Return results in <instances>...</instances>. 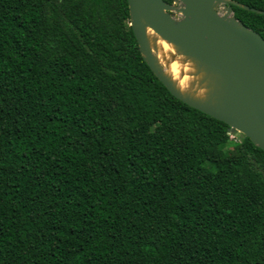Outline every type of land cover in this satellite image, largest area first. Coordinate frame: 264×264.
<instances>
[{"label":"trees","instance_id":"obj_1","mask_svg":"<svg viewBox=\"0 0 264 264\" xmlns=\"http://www.w3.org/2000/svg\"><path fill=\"white\" fill-rule=\"evenodd\" d=\"M130 23L0 0V264H264V149L173 95Z\"/></svg>","mask_w":264,"mask_h":264},{"label":"water","instance_id":"obj_2","mask_svg":"<svg viewBox=\"0 0 264 264\" xmlns=\"http://www.w3.org/2000/svg\"><path fill=\"white\" fill-rule=\"evenodd\" d=\"M128 0L131 26L143 57L169 91L226 122L264 149V37L235 15V0ZM175 11L180 17H175ZM172 42L210 76L213 90L199 100L179 90L148 38V28Z\"/></svg>","mask_w":264,"mask_h":264},{"label":"bare ground","instance_id":"obj_3","mask_svg":"<svg viewBox=\"0 0 264 264\" xmlns=\"http://www.w3.org/2000/svg\"><path fill=\"white\" fill-rule=\"evenodd\" d=\"M147 32L152 49L154 52L161 51V57L158 56V59L167 74L174 80L177 88L196 99L207 100L213 90L210 76L202 68H199L192 58L179 57V53L175 54L176 49L174 50V48L170 53V50L165 46L167 43L163 44V41L167 40L160 37L152 28L149 27ZM167 42L176 48L172 42Z\"/></svg>","mask_w":264,"mask_h":264},{"label":"rangeland","instance_id":"obj_4","mask_svg":"<svg viewBox=\"0 0 264 264\" xmlns=\"http://www.w3.org/2000/svg\"><path fill=\"white\" fill-rule=\"evenodd\" d=\"M175 6H178L179 5V2H177V1H174L173 0V2H172ZM172 13V15H174L175 17H180V15H178L175 11H173V12H171ZM160 36V35H159ZM161 37V36H160ZM165 43H167L166 45H165ZM163 44L168 48V50H170V53H171V49H173L174 48V50L176 49V52H175V54L177 53L178 54V50H177V48H175V47H173L172 45H170L167 41H163ZM168 46H170V47H172V48H170V47H168ZM156 53V55L157 56H159V57H161V51L160 50H157V52H155ZM178 56L179 57H183L184 55H182V54H178ZM184 58H187L188 59V57H185L184 56ZM161 62V61H160ZM230 134L232 135V137H231V135H230V137L232 138V139H235V140H241V139H243V133H241L240 131H238V130H236V129H233V130H231L230 131ZM235 151H236V147H234V145L233 144H228L227 146H226V149H225V153H224V156L226 157V158H230V157H233L234 155H235Z\"/></svg>","mask_w":264,"mask_h":264},{"label":"built area","instance_id":"obj_5","mask_svg":"<svg viewBox=\"0 0 264 264\" xmlns=\"http://www.w3.org/2000/svg\"><path fill=\"white\" fill-rule=\"evenodd\" d=\"M231 135V134H230ZM231 137H232V135H231Z\"/></svg>","mask_w":264,"mask_h":264}]
</instances>
